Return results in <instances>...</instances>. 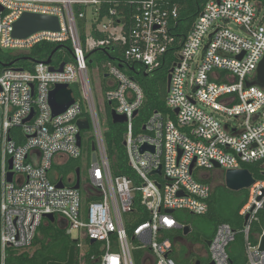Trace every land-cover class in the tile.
<instances>
[{"label": "built area", "instance_id": "1", "mask_svg": "<svg viewBox=\"0 0 264 264\" xmlns=\"http://www.w3.org/2000/svg\"><path fill=\"white\" fill-rule=\"evenodd\" d=\"M24 13L55 16L60 30L14 38L13 24ZM99 17L96 30L107 35L103 40L91 34L90 22ZM84 18L82 40L76 21ZM178 30V9L167 0H0V49L23 53L41 42L68 41L72 47L71 60L60 63L61 72L56 71L60 64L43 62L31 71L7 67L0 72V264H6L7 249L31 247L49 214L64 221L70 238L78 230L86 242L94 241L92 251L88 244H77L84 262L89 251L90 264H135L134 251L138 264H182L179 240L170 234L183 233L188 226L174 214L207 215L214 192L200 171L224 174L257 163L264 168V88L257 81L264 59V6L255 0H208L186 36L177 35ZM111 42L122 46L124 61L141 65L145 72L157 69L170 53L177 58L170 68L167 113H151L140 133L134 132L133 123L143 104L140 85L118 66H104L113 80L104 101L126 118L123 146L135 178L110 171L87 73V53ZM56 84L81 89L87 116L71 90L74 103L52 117L48 100ZM77 121H87L94 132L96 161L89 156L86 208L79 189L73 188L75 179L68 185L58 176L54 182L49 179L54 163L65 165L82 155ZM143 147L148 149L141 151ZM247 190L238 211L243 227L217 225L199 254L209 264H233L229 250L239 234L244 264H264V250L259 249L264 181L255 180ZM136 205L142 209L133 216ZM139 217L145 220L134 223ZM196 261L201 264L197 257L190 264Z\"/></svg>", "mask_w": 264, "mask_h": 264}, {"label": "trees", "instance_id": "2", "mask_svg": "<svg viewBox=\"0 0 264 264\" xmlns=\"http://www.w3.org/2000/svg\"><path fill=\"white\" fill-rule=\"evenodd\" d=\"M170 7L175 6L179 12V30L177 35L186 36V33L194 23L195 19L202 10L203 5L208 0H167ZM260 2L264 6V0H255ZM101 21V17L94 23L91 24V34L95 39L103 40L107 35L103 32L96 30V23ZM78 32L82 38L85 39V30L87 27V20L77 19L76 21ZM59 48L52 56V66L57 67L61 62L70 61L72 56L71 43H51V42H41L33 46L29 51L23 53L9 54L4 53L0 49V72H2L7 67H17L24 70L31 71L37 62H44L48 59L54 49ZM65 52V54L63 53ZM64 54V55H63ZM93 55H97V63L99 65L100 78L106 76L105 65L107 63H112L122 69L129 77L133 78L141 87L143 92V104L139 110L138 115L133 119L134 132L140 133L141 123L153 112L167 113L164 102L167 95L166 83L167 75L170 68L176 62L177 58L173 54L168 55V59H164L161 65L151 72H145L144 68L137 63H128L123 60V48L117 42H111L105 48H96L91 52L87 53L88 60H93ZM65 56V57H63ZM103 85V91L109 90L112 87ZM75 86L71 87L72 92H74ZM106 109L111 111V105L105 102ZM85 115V113H83ZM126 131L125 124H114L112 123L109 116V125L107 131L104 133V143L106 147V153L109 161L110 171L114 176H127L129 178H135V173L128 166L125 148L123 146L124 134ZM84 131H81L82 135ZM92 147V146H91ZM78 160V159H77ZM70 161L69 160L66 164ZM255 178L256 181H264V168L261 164H248L244 166ZM73 168V171L76 172ZM207 183H209L207 181ZM230 195L226 200L224 199V204L216 207L215 200V190L209 199L210 210L207 215H205L215 226L221 223H227L231 225L234 229L240 230L243 227V219L239 217L238 211L245 204L247 200V191L243 190L240 192H232L222 187ZM142 208L140 205H136L135 210H133L132 215L134 216ZM261 220L264 219V214H259ZM145 217H139L135 219L134 223L143 222ZM254 231H258L256 224L254 225ZM215 232V231H214ZM214 235V233H213ZM212 235V237H213ZM240 235V234H239ZM241 236V235H240ZM242 237V236H241ZM237 239V238H236ZM89 251L96 249L95 244H90ZM71 246H75L76 254H78L77 243L66 235L65 231L56 226V224L44 221L40 228L39 234L34 240L30 248L24 250H18L9 248L6 251V264H48L49 262L62 263L67 260L68 252ZM91 249V250H90ZM32 251V253H30ZM89 251L85 254V264H90ZM233 264H237L235 258L231 256ZM75 264H78L75 260Z\"/></svg>", "mask_w": 264, "mask_h": 264}, {"label": "rangeland", "instance_id": "3", "mask_svg": "<svg viewBox=\"0 0 264 264\" xmlns=\"http://www.w3.org/2000/svg\"><path fill=\"white\" fill-rule=\"evenodd\" d=\"M230 27L235 31L237 30V28L233 25H230ZM3 52L9 53V54L17 53L14 50H3ZM63 53L65 54V52ZM97 58H98L97 55H93L92 57L93 60L90 59L88 61L87 73H88L90 85H91L94 99H95L98 120H99L101 129L104 135V133L108 129L110 111H109V116H108V111L106 109V104L104 101V91H103L102 84H104L105 86L111 87L113 80L110 77H105V78L103 77L104 82L102 81V79L100 78V74H99V68H98L99 65L97 63ZM74 92L79 102L82 104L83 112L87 116L88 114L87 107L85 105V101H84V97H83V93L81 89L75 86ZM81 138H82L81 157L78 160L70 161L68 165L67 164L59 165L57 163H54L53 168L49 173V179L52 182H54V177L58 176L63 179L66 185H68L69 184L68 180L70 178L75 179V172L73 171V168H79L80 169L79 192L81 195L82 206L83 208H86L90 201L87 198L86 188L89 185L88 176H87V168H88V165L90 164L89 156H91L92 154L91 143L94 140V132H93L92 127L84 131V133L81 135ZM200 175H202L203 178L207 179V181L213 185V188L215 190L216 207L218 208L217 202H219V205H223L224 199L226 200V198L230 196L225 191V189L222 188L224 186L223 172L220 170L200 171ZM174 216L180 224L188 226L192 231L191 234L187 236H184L183 233L181 232H177V233L173 232L170 234L172 239L177 238V240H179V245H178L179 251H181L183 254L184 253L188 254L190 251H193L191 254L193 258L197 257L201 261V264H209L207 258L199 256L202 250L198 249V245L194 243L193 233L199 230H206V229L209 230L212 228V226L214 227V224L206 216L191 215L185 212H176ZM56 217L58 219L60 218L59 216H56ZM71 239L76 240V243L81 245V247L85 248L87 245V242L83 238L82 232L78 230H75L72 232ZM81 250H77L78 251V254H77L78 264H82V263L85 264L84 260H82L83 258L81 256V252H82ZM229 252L231 256L235 258L237 264H244L245 259H244L243 248H242V237L240 235L237 236L236 241L231 245ZM30 253H32V251ZM132 255H133L134 263L138 264V261L136 260V252L132 251Z\"/></svg>", "mask_w": 264, "mask_h": 264}, {"label": "water", "instance_id": "4", "mask_svg": "<svg viewBox=\"0 0 264 264\" xmlns=\"http://www.w3.org/2000/svg\"><path fill=\"white\" fill-rule=\"evenodd\" d=\"M60 30V24L58 18L50 15H42V14H33V13H24L14 24L12 29V36L14 38L23 39L28 36L41 32V31H50V32H58ZM57 47L51 53L46 61L43 63L45 65H50L52 62L53 54L58 50ZM64 63L60 64L59 68L56 70L57 72H61L63 69ZM121 67V66H119ZM50 71H55L53 67L49 68ZM172 69L169 70L167 75V83H166V92L168 91L169 82L171 78ZM257 81L260 86L264 88V59L260 62L257 69ZM71 90L68 88L67 84H56L54 88L49 93V106L52 113V117L58 116L65 112L68 107H70L74 103V99L71 94ZM110 105V103H109ZM177 112V111H176ZM32 114L25 120V122L29 121L32 118ZM137 113L133 114V117L136 116ZM111 121L114 124H124L126 122V118L124 116L117 115L113 110L110 111ZM76 125L79 131H86L89 129V124L87 121H77ZM81 134L77 135V144L81 146ZM124 144V143H123ZM148 149L147 147H143L141 151ZM94 147H92V151ZM91 161H96V156L94 153L91 155ZM215 168L218 169L219 166L215 165ZM9 169H11V160H9ZM154 173L159 174V170ZM264 176V172L262 173ZM224 178V186L226 189L232 192H240L243 190H247L255 183V178L247 169H238V170H228L223 174ZM8 182L12 181V173L7 174ZM59 187H62V183L58 184ZM74 189L78 190L80 188V169H76L75 172V185ZM167 213H172V211L167 210ZM47 222L57 224L60 229H64V221H57L54 215H46L45 216ZM190 232L189 227H185L183 230L184 236H187ZM75 243L76 240H73ZM91 244L94 241H90ZM210 241L206 242V245L209 246ZM260 250H264V237H262L260 241ZM75 246H71L68 252L67 260L62 263L58 262H49L48 264H75ZM195 264H200L199 261H196ZM212 264V263H210Z\"/></svg>", "mask_w": 264, "mask_h": 264}, {"label": "flooded vegetation", "instance_id": "5", "mask_svg": "<svg viewBox=\"0 0 264 264\" xmlns=\"http://www.w3.org/2000/svg\"><path fill=\"white\" fill-rule=\"evenodd\" d=\"M91 146H92V144H91ZM56 226L58 227V225L56 224ZM214 229H215V226L213 227L212 226V228L211 229H209V230H199V231H195L194 233H193V240H194V243L195 244H197L198 245V247L202 250V251H204L205 252V250L207 249V245H206V242H208V241H210L211 240V238H212V233H213V231H214ZM191 229H190V232H189V234H191ZM188 234V235H189ZM178 252H179V254H180V256H179V259H180V261H181V263L183 262V263H185V264H190V262H191V260L193 259V257L191 256V254H192V252L193 251H190L188 254L187 253H182L181 251H179L178 250ZM182 263V264H183Z\"/></svg>", "mask_w": 264, "mask_h": 264}, {"label": "crops", "instance_id": "6", "mask_svg": "<svg viewBox=\"0 0 264 264\" xmlns=\"http://www.w3.org/2000/svg\"><path fill=\"white\" fill-rule=\"evenodd\" d=\"M106 77V76H105Z\"/></svg>", "mask_w": 264, "mask_h": 264}]
</instances>
